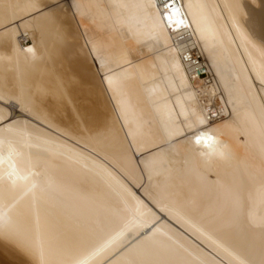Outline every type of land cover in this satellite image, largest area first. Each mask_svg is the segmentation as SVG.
Wrapping results in <instances>:
<instances>
[{
  "label": "bare ground",
  "instance_id": "bare-ground-1",
  "mask_svg": "<svg viewBox=\"0 0 264 264\" xmlns=\"http://www.w3.org/2000/svg\"><path fill=\"white\" fill-rule=\"evenodd\" d=\"M0 264H264V0H0Z\"/></svg>",
  "mask_w": 264,
  "mask_h": 264
},
{
  "label": "rangeland",
  "instance_id": "rangeland-1",
  "mask_svg": "<svg viewBox=\"0 0 264 264\" xmlns=\"http://www.w3.org/2000/svg\"><path fill=\"white\" fill-rule=\"evenodd\" d=\"M30 42V41H29ZM31 43V42H30ZM202 78H205V77H203L202 76ZM193 84L195 85V86H201V84H202V79L201 80H195L194 82H193Z\"/></svg>",
  "mask_w": 264,
  "mask_h": 264
}]
</instances>
